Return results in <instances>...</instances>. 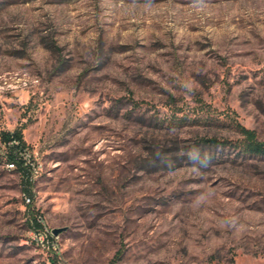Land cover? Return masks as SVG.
<instances>
[{
  "label": "rangeland",
  "instance_id": "1",
  "mask_svg": "<svg viewBox=\"0 0 264 264\" xmlns=\"http://www.w3.org/2000/svg\"><path fill=\"white\" fill-rule=\"evenodd\" d=\"M236 123L264 140V0H0V264H264Z\"/></svg>",
  "mask_w": 264,
  "mask_h": 264
},
{
  "label": "trees",
  "instance_id": "2",
  "mask_svg": "<svg viewBox=\"0 0 264 264\" xmlns=\"http://www.w3.org/2000/svg\"><path fill=\"white\" fill-rule=\"evenodd\" d=\"M236 128L241 137L238 140V144L242 151L248 155L264 157V140L258 137L257 132L239 123H236ZM1 139L7 146L5 153L7 162L20 172L24 191L29 193L31 197V171L28 167L27 143L24 139L23 131L21 129L4 131L1 133ZM33 222L37 228L41 226L37 219H34Z\"/></svg>",
  "mask_w": 264,
  "mask_h": 264
},
{
  "label": "water",
  "instance_id": "3",
  "mask_svg": "<svg viewBox=\"0 0 264 264\" xmlns=\"http://www.w3.org/2000/svg\"><path fill=\"white\" fill-rule=\"evenodd\" d=\"M66 227H62V228H56L53 230V234L54 235H59L61 232L65 231Z\"/></svg>",
  "mask_w": 264,
  "mask_h": 264
},
{
  "label": "built area",
  "instance_id": "4",
  "mask_svg": "<svg viewBox=\"0 0 264 264\" xmlns=\"http://www.w3.org/2000/svg\"><path fill=\"white\" fill-rule=\"evenodd\" d=\"M13 166V165H12ZM31 201V198H27V202H30Z\"/></svg>",
  "mask_w": 264,
  "mask_h": 264
}]
</instances>
